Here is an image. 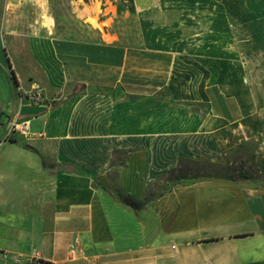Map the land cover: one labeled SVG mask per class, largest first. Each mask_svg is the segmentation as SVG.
Wrapping results in <instances>:
<instances>
[{
	"label": "crops",
	"instance_id": "crops-1",
	"mask_svg": "<svg viewBox=\"0 0 264 264\" xmlns=\"http://www.w3.org/2000/svg\"><path fill=\"white\" fill-rule=\"evenodd\" d=\"M262 10L259 25L225 16L229 32L215 30L212 48L189 51L111 42L94 14L93 42L53 37L41 19L21 34L4 24L0 257L264 264V0ZM233 23L251 24L244 33ZM160 91L168 100L158 114ZM195 105L202 110L190 111ZM13 120L28 122V137L9 132ZM245 142L256 145L254 182L189 177L145 199L179 158L218 162ZM76 237L87 257L69 260Z\"/></svg>",
	"mask_w": 264,
	"mask_h": 264
},
{
	"label": "rangeland",
	"instance_id": "rangeland-1",
	"mask_svg": "<svg viewBox=\"0 0 264 264\" xmlns=\"http://www.w3.org/2000/svg\"><path fill=\"white\" fill-rule=\"evenodd\" d=\"M262 11V0H0V31L6 24L18 29L14 34H21L24 28L33 29L38 24L36 20L41 19L53 37L93 42L96 39L87 30L86 20L89 14H94L101 27L96 31L111 42L118 39L126 47L133 48L141 43L145 49L154 51H163L167 46L189 51L198 47L212 48L211 32L215 30L229 32L230 23L225 16L251 15V20L259 25ZM250 24L231 25L245 33ZM0 85L7 86L2 72ZM158 99L160 101L154 102L153 107L159 114L162 103L168 100L166 92L160 91ZM142 106L152 107L149 101ZM190 108V111L202 110L196 105ZM255 151L254 143L245 142L225 152L220 161H209L226 168L227 177L239 182H254L259 178ZM165 175L167 179L152 183L146 200L172 184L170 174ZM3 263L12 264L0 257V264Z\"/></svg>",
	"mask_w": 264,
	"mask_h": 264
},
{
	"label": "trees",
	"instance_id": "trees-1",
	"mask_svg": "<svg viewBox=\"0 0 264 264\" xmlns=\"http://www.w3.org/2000/svg\"><path fill=\"white\" fill-rule=\"evenodd\" d=\"M208 170H210L211 173H208ZM168 173L170 174V180L174 184L179 183L183 179L184 180L188 179L189 177L190 179H196V178L204 177V176H215V177H219L222 179L237 181L236 179L232 177L226 176L225 174L226 168H224L221 165L212 163L209 160H195V159H190V158H179L176 167L170 169ZM165 178L167 179V175H165ZM167 181L169 182V180ZM241 183L247 184L250 182L246 180ZM131 206H134V205L131 203ZM41 263L51 264L48 262H41Z\"/></svg>",
	"mask_w": 264,
	"mask_h": 264
},
{
	"label": "built area",
	"instance_id": "built-area-1",
	"mask_svg": "<svg viewBox=\"0 0 264 264\" xmlns=\"http://www.w3.org/2000/svg\"><path fill=\"white\" fill-rule=\"evenodd\" d=\"M28 98L33 102H40L42 100V94L40 91L31 93ZM8 130L10 133H17L24 137L29 136V125L25 120H13L8 124ZM86 253L81 247L79 239L76 237L73 239L72 243L69 245L67 250V258L69 260H76L78 258H86ZM42 261L36 259L33 264H42Z\"/></svg>",
	"mask_w": 264,
	"mask_h": 264
}]
</instances>
